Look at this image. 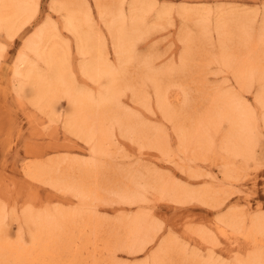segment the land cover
<instances>
[{
	"label": "rangeland",
	"instance_id": "rangeland-1",
	"mask_svg": "<svg viewBox=\"0 0 264 264\" xmlns=\"http://www.w3.org/2000/svg\"><path fill=\"white\" fill-rule=\"evenodd\" d=\"M67 1L78 10L92 8V20L86 28L93 49H98L95 44L102 47L110 64L119 66L96 0H40L36 16L11 41L0 25V203L5 225L29 246L26 212L83 209L81 220L65 237L70 247L56 250L46 264H153L158 255L164 264H239L257 245L230 227L229 216L244 215L249 226L253 215L264 214V103L260 102L264 79L256 76L250 82L237 81L234 64L222 54L218 25L223 19L228 21L231 37L224 49L232 60L239 59L244 53L241 49L245 50L239 27L243 24L250 40H257L264 28V0H140L149 5L145 27L134 41L122 74L119 100L111 105L112 115L124 120L128 117V128L107 123L106 140L70 132V100L62 97L54 104L35 103L22 92L21 79L15 75L26 41L53 22L59 36L55 41L71 49L69 69L77 89L98 98L109 88L107 78L94 81L81 70L82 64L94 59L96 50L85 55L78 51L76 34L65 29L66 12L61 4ZM135 1L101 3L109 12L122 7L125 25H129ZM31 57L47 72L39 56ZM153 73L155 82L150 77ZM159 86L164 107L156 97ZM225 94L235 95L256 119L245 156L227 151V121H219L218 128L207 126L213 99ZM197 127L207 132L209 145L199 149L192 143L193 147L185 149L181 131L190 134ZM59 160L77 168L93 161L91 174L83 179L102 193L101 198L82 207L68 186L57 190L29 177L30 170ZM67 164L54 170L79 179L80 174H73L77 168L67 170ZM159 180L171 182L187 195L180 199L163 193L156 189ZM137 183L140 202H126L116 194ZM141 217L148 221L153 243L141 253L123 250L119 242L126 235L127 220ZM258 241V247H264V238Z\"/></svg>",
	"mask_w": 264,
	"mask_h": 264
},
{
	"label": "bare ground",
	"instance_id": "bare-ground-1",
	"mask_svg": "<svg viewBox=\"0 0 264 264\" xmlns=\"http://www.w3.org/2000/svg\"><path fill=\"white\" fill-rule=\"evenodd\" d=\"M96 3L99 14L106 20L108 30L112 36L117 61L119 62L118 67L110 64L108 56L102 50V47L95 44V47L98 49H93V39L86 28L92 20L91 7L87 6L84 10H78L70 2L68 4L67 1L61 4V8L66 12L65 29L76 34L78 40L77 48L80 54L85 55L88 52L96 50L94 59L82 64L81 70L87 78L94 81L107 78L109 88L104 93L95 98L90 92L84 89H77L75 77H73L69 69L71 49L68 46L63 47L59 41H55L54 38L58 35L56 32L57 27L53 22L44 25L36 32L34 31L33 36L26 41L24 50L20 53L19 63L15 68V75L21 79L22 84L20 88L22 92L28 95L35 103L54 104L57 99L62 97L70 100L71 107L68 119V129L70 132L74 134L80 133V135L87 139L100 137L102 140H106L109 139L107 123H115L123 128L125 127V129L128 128L126 127L129 122L128 117L124 120L122 119L123 116L120 118L112 115L111 105L116 104L119 100L118 95L122 74L131 59L134 41L145 27V18L149 5L147 6L145 2L136 0L131 9L130 24L125 25L126 18L122 7H119L116 12H109L103 8L101 0H96ZM138 3L140 6H138ZM39 9L40 0H0V25L7 32L10 41L36 16ZM109 17H111V20H108ZM226 23L228 21L223 19L218 25L222 39V54L225 59L228 58L229 63L232 62L234 64V76L237 81L242 83L250 82L256 76L264 79V28L257 36V40L251 41V34L245 30L242 24L239 27V29L242 28L239 36L241 38V45L245 50L241 49V52L244 53L239 59L234 58L232 60L229 57L230 54L224 49L227 40L231 37V32H229ZM242 36L244 37L242 38ZM189 41L185 42L189 43ZM31 53L36 54L40 60L46 63L48 67L47 72L40 69L38 63L32 60ZM187 54L188 52L183 56V62ZM150 77L155 82L156 74L153 73ZM156 97L159 104L164 107V95L160 86L157 87ZM239 101L235 95L225 94L216 96L212 102V114L209 116L210 119L207 126L208 128H212L213 125L216 127L219 121H227L230 124V133H228L229 135H227L225 141L227 151L232 155L240 154L245 156L249 152L247 146H250L253 140V128H255L256 119H254L251 111L249 112L247 108L242 106V101ZM260 102L264 103V92L261 93ZM201 131L202 127H197L190 134H184L185 132L181 131L182 146L185 149H189L193 147L191 146L192 143H195L196 148L207 147L210 140H208V136L205 134L207 132ZM63 161L59 160L57 163L44 165L36 170H30L28 175L34 180L48 183L57 190L66 189L63 186H68L80 199L82 207L88 206L91 202L100 199V194L102 193L99 194L97 189L92 188L88 184L86 178L83 179V175H87L88 177L91 174L90 165L93 164V161L84 164L85 166L82 168H77ZM66 164L67 170L77 168V172L73 174H80L79 179H76V177H74L75 179L73 177L72 179L67 178L65 176L68 175H61L58 170H54L57 168V165L64 166ZM160 181L155 183L156 189H159L163 193L174 194L180 199L187 195V192L175 188L171 182L164 183ZM139 186L140 183H137L134 188L118 191L116 194L126 202L128 200L131 203L140 202L141 200L137 195L140 190ZM82 212L83 209L69 213L62 210L47 211L45 213L26 212L24 218L31 237V245L26 246L23 244L22 239L16 235V232L5 225V210L0 203V264H46L47 259L56 250L68 249L70 247L71 243L66 242L65 237L66 235L69 236L67 233L70 228L75 227L79 223ZM88 223L87 221L86 224L88 225ZM245 223L244 215H240V217L237 215L229 216L230 227L257 245V248L246 259L241 260L239 264H264V247H258V244H261L258 238H264V214L253 215L249 226H246ZM147 224L148 221L143 217L127 220V232L126 235L122 233L125 237L119 242L120 248L131 253L144 252L147 246L153 243L155 239L153 236L149 237ZM167 248L171 250L170 247ZM167 248H163V251L168 252ZM107 250H111L109 246ZM159 256H155L153 264H164V259Z\"/></svg>",
	"mask_w": 264,
	"mask_h": 264
}]
</instances>
